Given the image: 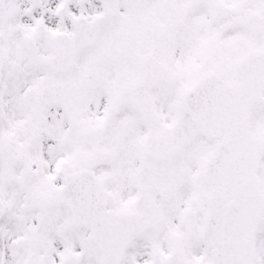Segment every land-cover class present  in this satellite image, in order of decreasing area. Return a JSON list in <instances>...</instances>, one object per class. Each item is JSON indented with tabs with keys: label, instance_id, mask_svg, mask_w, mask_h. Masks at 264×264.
<instances>
[{
	"label": "snow or ice",
	"instance_id": "6c2138e0",
	"mask_svg": "<svg viewBox=\"0 0 264 264\" xmlns=\"http://www.w3.org/2000/svg\"><path fill=\"white\" fill-rule=\"evenodd\" d=\"M0 264H264V0H0Z\"/></svg>",
	"mask_w": 264,
	"mask_h": 264
}]
</instances>
